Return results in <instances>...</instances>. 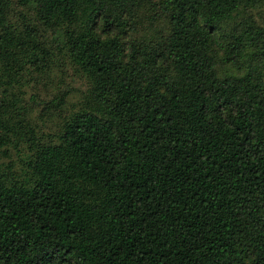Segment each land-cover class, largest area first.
<instances>
[{"label":"trees","instance_id":"obj_1","mask_svg":"<svg viewBox=\"0 0 264 264\" xmlns=\"http://www.w3.org/2000/svg\"><path fill=\"white\" fill-rule=\"evenodd\" d=\"M20 5L0 0V264H264V0Z\"/></svg>","mask_w":264,"mask_h":264},{"label":"rangeland","instance_id":"obj_2","mask_svg":"<svg viewBox=\"0 0 264 264\" xmlns=\"http://www.w3.org/2000/svg\"><path fill=\"white\" fill-rule=\"evenodd\" d=\"M12 2H13V7H14V9L15 10H20V11H22V12H25L22 8H21V5H20V0H12ZM16 15H17V13H16ZM54 81H56V80H54ZM72 81V83H71V88H69V90H70V98H69V100L70 101H75L76 100V91L78 90V88L80 87V84H79V81H76V80H71ZM31 86H33L32 84L29 86V88H27V89H25V91H26V93L29 91V89L31 88ZM34 92H36L37 93V88L35 89V91ZM39 92H40V98H42L43 100H47V99H49V98H51L52 97V95H53V93H54V90H51L49 93L48 92H46L43 88H40L39 89ZM37 96H38V94H37ZM26 98H27V95L25 96ZM27 112L30 114V113H32V119H33V121L34 122H37L38 124H40L41 123V120L38 118V115H39V109L37 108V107H32V108H30V107H27ZM39 126V125H38ZM41 128L43 129V130H47L48 131V129H49V125L48 124H45L44 126L42 125L41 126ZM8 150H9V152H10V154H11V156H10V158H6V159H4L5 160V162H7L9 159H10V163L12 162V163H15V164H17L18 165V161H17V155L15 154V151L14 150H12V148H8Z\"/></svg>","mask_w":264,"mask_h":264}]
</instances>
